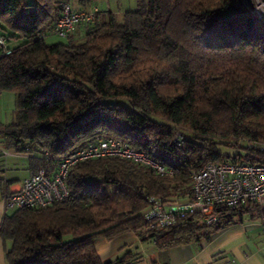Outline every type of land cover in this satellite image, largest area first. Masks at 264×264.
Wrapping results in <instances>:
<instances>
[{"label": "trees", "instance_id": "16d2710c", "mask_svg": "<svg viewBox=\"0 0 264 264\" xmlns=\"http://www.w3.org/2000/svg\"><path fill=\"white\" fill-rule=\"evenodd\" d=\"M63 3L69 0H0V34L17 40L0 56V93L15 97L0 136L44 151L37 167L47 171L85 143L114 137L176 173L117 157L74 165L65 199L3 217L6 264H131L137 257L130 251L103 263L95 241L132 231L165 250L258 218L255 202L218 206L210 224L185 212L150 228L143 215L147 197L189 198L191 172L207 163H264V152L250 146L264 142V20L250 3L136 0L120 18L99 10L78 24L82 34L47 42ZM219 146L238 153L226 156Z\"/></svg>", "mask_w": 264, "mask_h": 264}, {"label": "built area", "instance_id": "2783aa9c", "mask_svg": "<svg viewBox=\"0 0 264 264\" xmlns=\"http://www.w3.org/2000/svg\"><path fill=\"white\" fill-rule=\"evenodd\" d=\"M248 10L256 18L264 20V2L252 0ZM99 10H75L69 3H63L60 15L54 21L50 33L66 38L78 24H87L98 16ZM11 53L9 42L0 34V56ZM181 135L176 133L173 142L180 144ZM250 146L264 152V142H253ZM105 157H117L136 165L149 168L155 174L172 176L176 171L164 166L154 158L134 149L129 144L114 137H99L85 143L69 154L52 160L54 167L47 171L37 168L24 178L20 186L6 195L9 206L45 208L68 196L66 183L69 170L76 164ZM191 195L187 199H170L162 202L147 197L148 205L143 215L150 220V228H162L175 222L176 217L185 212L196 213L206 224L217 218L218 206L235 207L247 202L258 204L261 213L259 227L264 234V163H250L240 158H228L219 163H207L193 170L190 175Z\"/></svg>", "mask_w": 264, "mask_h": 264}, {"label": "crops", "instance_id": "0c3cea01", "mask_svg": "<svg viewBox=\"0 0 264 264\" xmlns=\"http://www.w3.org/2000/svg\"><path fill=\"white\" fill-rule=\"evenodd\" d=\"M92 3L96 0H90ZM135 8V4L129 9ZM100 11H102L100 9ZM83 27L77 25L74 35L82 34ZM56 37L52 33L46 41ZM17 43V40L12 39ZM48 42V41H47ZM15 97L12 92L0 93V131L13 120ZM46 153L27 142L7 144L0 136V223L5 215H11L16 207L6 203V195L16 190L21 181L34 172L38 162ZM11 243L0 238V264L5 262V250ZM95 248L103 263L112 261L126 251L137 259L131 264H264V234L258 218L242 219L215 232L209 239L197 243L158 250L151 239L143 241L138 233L126 232L113 239H97Z\"/></svg>", "mask_w": 264, "mask_h": 264}, {"label": "rangeland", "instance_id": "374dc122", "mask_svg": "<svg viewBox=\"0 0 264 264\" xmlns=\"http://www.w3.org/2000/svg\"><path fill=\"white\" fill-rule=\"evenodd\" d=\"M136 3V0H96L94 3H92L90 0H69L70 6L75 10H83V11H90L93 7H96L98 10L102 11H112L116 14L118 18L121 17V14L129 9L133 4ZM84 27V25H81ZM83 29V28H82ZM56 37H53V39L47 40L48 42H51L53 40H56ZM10 45H14L15 42L10 41ZM245 145L244 143H240L239 146ZM219 151H221L224 155L233 157L238 153V150H235L231 147L226 146H219ZM241 154H243L242 151Z\"/></svg>", "mask_w": 264, "mask_h": 264}, {"label": "water", "instance_id": "95a60500", "mask_svg": "<svg viewBox=\"0 0 264 264\" xmlns=\"http://www.w3.org/2000/svg\"><path fill=\"white\" fill-rule=\"evenodd\" d=\"M248 3H252V0H245ZM262 2H264V0H262Z\"/></svg>", "mask_w": 264, "mask_h": 264}]
</instances>
